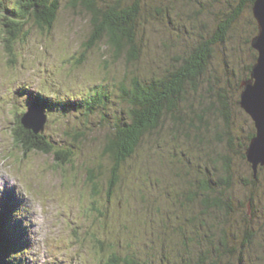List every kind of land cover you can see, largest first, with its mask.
<instances>
[{"label":"rangeland","instance_id":"rangeland-1","mask_svg":"<svg viewBox=\"0 0 264 264\" xmlns=\"http://www.w3.org/2000/svg\"><path fill=\"white\" fill-rule=\"evenodd\" d=\"M14 1L4 0L8 6ZM70 2L62 1L52 30L28 26L27 35L17 44L14 61L4 47L0 20V200L7 188V195L18 208L11 227L18 229L25 241V264H108L113 254L122 259L136 255L152 264H176L181 258L196 264L201 251L213 248L209 240H204L212 227L216 242L227 231L226 249L231 252L223 254L224 264H264V169L255 182L246 160L232 154L234 182L244 177L249 183H234L225 192L235 197L236 211L234 219L226 220L222 227L225 217L217 210H208L203 197L191 201L190 190L196 189L205 171L209 170V176L216 180L222 177L211 161L222 153L220 142L202 145L203 151L194 138L189 142L173 135V126L166 120L156 131L145 134L137 151L121 165L111 202L107 199L109 173L115 163L103 156V148L117 117L126 118L127 106L117 94H113L107 109L92 115L94 123L89 125L85 139L76 142L78 148L67 164H61L52 153L26 152L14 143L17 112L22 113L41 91L59 106L49 113L52 117L45 131L69 147L74 141L66 129L75 127L73 122L80 113L71 110L68 116H62L59 108L63 109L64 103L80 100L96 84L115 89L114 85L134 74L165 69L175 63L174 57L199 44L201 35L212 34L220 19L217 10L228 9L225 0L214 5L212 0H145L147 14L138 37L142 51L138 60L128 62L125 56L117 58L106 40L91 49L86 47L91 32L88 14ZM203 3L209 6L200 8ZM195 10H201L197 17ZM249 12L246 10L239 23L231 26L210 65L221 78L227 77L226 85L233 88L237 77L243 75L242 67L251 60L246 40L254 25ZM230 67L235 68L236 76L227 72ZM230 90L231 94L235 92ZM233 103L239 135L247 138L253 131V121L236 101ZM102 112L107 114L105 120ZM66 119L71 125L66 126ZM99 165H103V175L99 178L101 194L96 195L88 177L92 168L101 172ZM167 181L169 191L179 197L175 213L173 207L165 209L162 203ZM156 205L161 208L159 213L154 210ZM124 215L139 218L144 224L125 222ZM176 221L180 225L175 226ZM148 252L152 256L146 255Z\"/></svg>","mask_w":264,"mask_h":264},{"label":"trees","instance_id":"trees-1","mask_svg":"<svg viewBox=\"0 0 264 264\" xmlns=\"http://www.w3.org/2000/svg\"><path fill=\"white\" fill-rule=\"evenodd\" d=\"M62 1L15 0L13 5L8 6L5 5L4 0H0V20L4 47L8 54L12 56L13 61L17 60V44L22 37L27 35L29 25H33L41 31H50L55 27ZM225 1L228 9L223 7L221 10H217L216 14L220 19L213 33L201 35L199 44H196L191 51L189 50L184 55L173 58L175 63H171L161 71L152 70L143 75L134 74L128 78V81L124 80L114 85L115 89H111L107 84L103 85L104 83L96 84L80 100L68 106L64 105L63 109L59 108L62 116H68L71 110L80 113L77 116L78 120L73 122L75 127L72 126L66 129V134L71 136V140L75 143H69L70 146L68 147L64 144L61 145L62 143L53 139L46 131L36 133L33 130L26 129L20 122L22 115L19 114L16 115V126L13 131L14 143L26 152L52 153L56 156V159L61 161V164H67L71 161L74 150L78 148L76 142L80 143L85 139L87 136L85 133L89 130V125L94 123L92 115L100 109L102 111L107 109L110 100L114 96L113 94H117L119 100L127 106V110L125 111L126 118L117 117L118 122L114 124L113 132L106 135L107 140L103 148V156H108L115 163L109 173L108 201L111 202L114 188L120 180L121 165L137 151L145 134L156 131L162 123L169 120L173 126L171 133L176 134L177 137L188 138L189 142H192L191 138H194L193 140L201 146L206 143L210 146L214 143L213 141L220 142L223 145L222 153L214 161L211 160L214 162L212 167L222 177L216 180L214 177L209 176L212 175L209 170L208 172H202L205 177L200 178V181L198 180V185L195 186L196 189L190 190L191 201L195 197H203L202 202L208 210H217L222 214L221 216L225 217L220 223L221 227L226 223V220L234 219L236 211L235 197L232 194L226 195L225 193L229 191L234 183H238L237 180L234 182L232 154L246 160L247 167L251 170L252 180L255 182L259 180V173L264 169V165L261 164L255 169L247 156L250 141L256 135L255 124L253 122V131L247 138H243L242 134L239 135L233 105V102L236 101L239 109L243 110L240 105V96L243 90L242 83L251 77L254 64L259 55L258 50L253 46L259 27L253 14L255 0H237L236 4H233L234 0ZM216 2L222 3V0H212L213 5ZM70 3L72 7L79 6L88 14L91 24V32L86 45L88 49L106 40L117 58L125 56L128 62L138 60L142 51L141 40L139 41L138 37L147 14L145 0H71ZM204 6H209V4H199L200 8H204ZM246 10L250 11L251 23L254 25L250 37H248L249 39L246 40L251 49V60L242 67L243 75L237 77L239 79H237V83L233 88L232 84L226 85L228 84L227 77L225 79L221 78L212 71L210 65L212 58L215 56L216 47L223 44L227 34L232 29L231 26L239 23L241 15ZM157 12L160 13L161 10L157 9ZM200 12L201 10L194 11L196 17L201 14ZM227 72L236 76V70L233 67H230ZM228 73H225V75ZM230 89H234L235 92L231 94ZM43 99H45L43 105L46 109L59 107L51 98L45 97ZM244 113L246 112L244 111ZM102 115L103 120H105L107 114L102 112ZM66 121L68 124L64 123V125H71L68 119ZM202 150H205L203 146ZM183 155V153L178 154V156ZM209 157L210 160V154ZM98 168L101 169V172H97L96 168H92L89 170L88 177V182L96 195L101 194L99 178L103 175V165H99ZM159 183L162 182L159 181ZM239 183L246 186L249 182L243 177L239 180ZM167 184L168 181L163 186L166 197L162 200V203L165 209L173 207L175 213L178 210L176 206L180 204L179 197L169 191L171 188ZM222 187L225 190H222ZM195 190L198 192H195ZM118 207L120 206L118 205ZM237 208L239 209V207ZM154 210L158 212L161 208L156 205ZM130 215L128 217L124 215L125 222L132 220L130 223L134 226L144 224L139 218ZM150 220L155 222L156 218L152 217ZM177 221L175 226L181 224L180 220L178 221L180 224H177ZM212 228L209 229V233L204 234V240H209L213 248L208 251H201L196 264H224L223 254L231 252L226 249L229 241L227 231L224 230V234L219 236V240L216 242L213 238ZM140 235L141 233H138V236ZM131 240L133 239H127V241ZM8 250L9 245H4L0 241V264H7ZM146 255L152 256L150 252ZM19 261L21 260L12 259L8 264H21ZM190 262L192 261L181 258L179 263L176 264H191ZM152 263L142 261L136 255H128L122 259V257L113 254L108 260V264Z\"/></svg>","mask_w":264,"mask_h":264},{"label":"water","instance_id":"water-1","mask_svg":"<svg viewBox=\"0 0 264 264\" xmlns=\"http://www.w3.org/2000/svg\"><path fill=\"white\" fill-rule=\"evenodd\" d=\"M253 14L259 27L253 46L259 55L251 77L242 83L240 105L256 127V135L250 141L247 156L257 169L258 165H264V0L254 1ZM33 109L23 116L22 123L26 128L38 133L43 129L44 118Z\"/></svg>","mask_w":264,"mask_h":264},{"label":"bare ground","instance_id":"bare-ground-1","mask_svg":"<svg viewBox=\"0 0 264 264\" xmlns=\"http://www.w3.org/2000/svg\"><path fill=\"white\" fill-rule=\"evenodd\" d=\"M6 177V176H5ZM1 180V179H0ZM4 180H5V178H4ZM49 211V210H48ZM34 231V230H33Z\"/></svg>","mask_w":264,"mask_h":264}]
</instances>
